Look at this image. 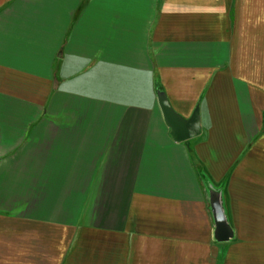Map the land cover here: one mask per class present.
<instances>
[{
	"label": "crops",
	"instance_id": "1",
	"mask_svg": "<svg viewBox=\"0 0 264 264\" xmlns=\"http://www.w3.org/2000/svg\"><path fill=\"white\" fill-rule=\"evenodd\" d=\"M0 264H264V0H0Z\"/></svg>",
	"mask_w": 264,
	"mask_h": 264
},
{
	"label": "water",
	"instance_id": "2",
	"mask_svg": "<svg viewBox=\"0 0 264 264\" xmlns=\"http://www.w3.org/2000/svg\"><path fill=\"white\" fill-rule=\"evenodd\" d=\"M167 122L172 127L176 138L178 140H185L193 135H195L196 126H195V117H193L189 122H182L178 118L174 117L171 113L166 111ZM214 222H215V236L219 242L227 241L231 232L229 227L224 221V217L219 207H216L214 210Z\"/></svg>",
	"mask_w": 264,
	"mask_h": 264
},
{
	"label": "trees",
	"instance_id": "3",
	"mask_svg": "<svg viewBox=\"0 0 264 264\" xmlns=\"http://www.w3.org/2000/svg\"><path fill=\"white\" fill-rule=\"evenodd\" d=\"M65 40H66V38L63 39V44H64ZM63 44H62V46H63ZM60 56H61V50L56 54V56L54 58L53 73H54V79L55 80L57 79V71H58V64H59Z\"/></svg>",
	"mask_w": 264,
	"mask_h": 264
}]
</instances>
